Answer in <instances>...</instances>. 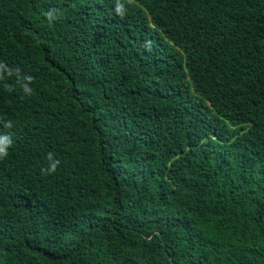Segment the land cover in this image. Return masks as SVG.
I'll list each match as a JSON object with an SVG mask.
<instances>
[{"label": "trees", "instance_id": "obj_1", "mask_svg": "<svg viewBox=\"0 0 264 264\" xmlns=\"http://www.w3.org/2000/svg\"><path fill=\"white\" fill-rule=\"evenodd\" d=\"M5 137L0 264H264V0H0Z\"/></svg>", "mask_w": 264, "mask_h": 264}, {"label": "clouds", "instance_id": "obj_2", "mask_svg": "<svg viewBox=\"0 0 264 264\" xmlns=\"http://www.w3.org/2000/svg\"><path fill=\"white\" fill-rule=\"evenodd\" d=\"M11 144V141L8 140L7 137H5L3 140H0V158H3L7 155V146ZM48 159L52 160V153L48 154ZM59 164L58 160H55L54 162H51L50 167L48 169L42 170V171H48V172H55L57 165Z\"/></svg>", "mask_w": 264, "mask_h": 264}]
</instances>
